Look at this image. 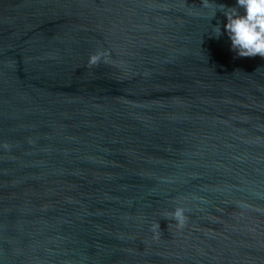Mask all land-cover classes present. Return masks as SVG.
Returning a JSON list of instances; mask_svg holds the SVG:
<instances>
[{"label":"water","instance_id":"1","mask_svg":"<svg viewBox=\"0 0 264 264\" xmlns=\"http://www.w3.org/2000/svg\"><path fill=\"white\" fill-rule=\"evenodd\" d=\"M221 2L0 0V264H264V58Z\"/></svg>","mask_w":264,"mask_h":264},{"label":"clouds","instance_id":"2","mask_svg":"<svg viewBox=\"0 0 264 264\" xmlns=\"http://www.w3.org/2000/svg\"><path fill=\"white\" fill-rule=\"evenodd\" d=\"M212 0H205L204 7H209ZM217 12L226 18L223 31L220 23L211 25L212 34L219 38L226 33L230 48L238 57L264 58V0H234L231 5L220 3L209 21L216 17ZM173 219L183 223L182 212L176 209Z\"/></svg>","mask_w":264,"mask_h":264}]
</instances>
